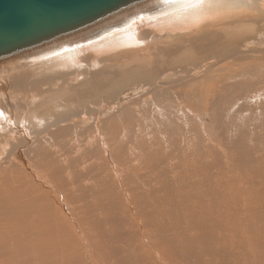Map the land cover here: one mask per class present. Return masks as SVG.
<instances>
[{
    "label": "bare ground",
    "instance_id": "6f19581e",
    "mask_svg": "<svg viewBox=\"0 0 264 264\" xmlns=\"http://www.w3.org/2000/svg\"><path fill=\"white\" fill-rule=\"evenodd\" d=\"M31 46L0 56V264L256 262L264 133L253 150L205 152L214 178L183 159L210 145L212 102L218 119H264V0H142ZM182 119L200 143L187 146ZM153 149L170 163L157 158L159 174ZM206 183L225 184L221 197H189Z\"/></svg>",
    "mask_w": 264,
    "mask_h": 264
},
{
    "label": "water",
    "instance_id": "95a60500",
    "mask_svg": "<svg viewBox=\"0 0 264 264\" xmlns=\"http://www.w3.org/2000/svg\"><path fill=\"white\" fill-rule=\"evenodd\" d=\"M139 1L142 0H0V56L71 33Z\"/></svg>",
    "mask_w": 264,
    "mask_h": 264
},
{
    "label": "rangeland",
    "instance_id": "374dc122",
    "mask_svg": "<svg viewBox=\"0 0 264 264\" xmlns=\"http://www.w3.org/2000/svg\"><path fill=\"white\" fill-rule=\"evenodd\" d=\"M254 80L258 81V78H256V76H255ZM251 92L256 96L259 95V91H251ZM230 102L233 103V101H230ZM230 102H227V104L225 106H228ZM220 106L221 105H219V107ZM210 108L211 107H208V109H207V113L210 116V118L208 120L210 121V124L213 127V133H212V137L210 140L211 143L207 142V144H210V145H205V148L201 149L200 151H197L193 148L192 150H190L189 152H187L185 154V158L183 159L184 164L192 171H195L196 168L206 169L207 171L204 172V174H203V176L206 178H214L215 173H217V170L216 171L215 170H209L208 169V166H209L208 162L202 163V161L205 160V152H207V154L212 152L213 150H215L216 146H221L222 148L231 149L232 146H241L245 143H247V146L253 150L254 146L252 145V143L254 144V142H255L256 134H258L259 132L264 133V119L256 113L253 105H244L243 108L252 109V111L261 118L262 123L260 125L254 124V120L258 119V116H252L250 119H247L246 121L244 120L241 122H235V121H232L230 119H227L224 115L220 119L216 118L215 116L217 114V109H218L216 106V103L212 102V109H210ZM178 126H179V128H181V131L183 134L191 135L188 137V139L186 141V144L188 147L191 146V139L192 140L198 139V141H195V142H199V141L203 140L202 136H201V138L198 137L197 131L192 126L191 122L186 121L185 119H182L181 122H179ZM256 126H261L263 128L262 129H256ZM249 128H251L250 133L247 136H245L244 130H248ZM232 133H236L237 135L235 137H233ZM139 141H140V139H138L136 141V143L138 144ZM161 151H163V150L162 149H159V150L153 149L151 152L155 153L156 155L155 156L149 155L145 159V161L155 162V165L152 166L155 174H159L156 170L157 158H162V160L165 163L170 164L169 162H167L165 157L162 155ZM240 152H241V155H240V157H241L245 153V150H240ZM135 156L136 155L134 154V157ZM188 159H189V161H188ZM215 160H217V158H215ZM239 160L241 161V164H243V165H252V166L255 165V163H253L250 160L245 159V158H241V159L239 158ZM140 161H138V162L134 161L136 169L133 171V173H134L133 180L137 183V185H140L139 171L141 172L142 176L147 173L146 170L141 169V166L139 167ZM215 164L220 165V162L215 161ZM260 164H263V163H260ZM242 167H244V166H241L240 171H241ZM226 168H224V170H223L221 167V170H220L221 178L225 177L224 179L222 178L224 180V182L229 180V178H226V175H224L225 173H227L225 171V170H227ZM181 170H183V167ZM253 170H254V168H253ZM255 174L260 175V172H258V173L255 172ZM166 175H170L168 170H166ZM177 177L184 178L185 176H184V174H178ZM242 178L243 179H241V188H247V189L250 188V190L254 191V194H255L256 187L253 183L256 181H254L253 179H255L256 177L245 175ZM251 180H252V185H251ZM255 184L257 186V191H258V185H257L258 183L256 182ZM206 185L208 187L205 188V191L202 192L201 194H199V193L197 194L196 191H194V190H187L186 192L188 193L189 197L191 194H196L197 197L194 199H199L201 196L206 195L207 200H209V201L214 200V197H213L214 195H215V200H216V199L220 198L221 195L223 194L222 186H225V184L212 185L210 183H206ZM251 186H253L254 188H251ZM234 190L240 191V189H238V185L234 187ZM226 198L229 201L228 202L229 207L233 206L232 199L230 197H227V196H226ZM216 206L217 205L211 206V207H213L215 210H217ZM229 209L230 208L225 209L224 211H221V212L216 211V215H218V214L222 215L221 219L228 218L227 212ZM196 212H198V209H196ZM230 238H231V234L227 233L226 239L228 241H230ZM241 263L246 264L243 261H241ZM254 264H264V246L261 249L260 256L257 258V260Z\"/></svg>",
    "mask_w": 264,
    "mask_h": 264
}]
</instances>
